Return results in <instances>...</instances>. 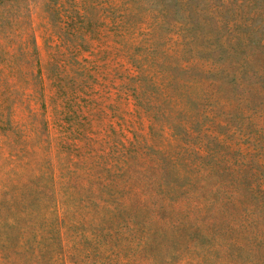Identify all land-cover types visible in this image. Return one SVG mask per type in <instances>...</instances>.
I'll return each mask as SVG.
<instances>
[{
  "label": "rangeland",
  "instance_id": "1",
  "mask_svg": "<svg viewBox=\"0 0 264 264\" xmlns=\"http://www.w3.org/2000/svg\"><path fill=\"white\" fill-rule=\"evenodd\" d=\"M0 264H264V0H0Z\"/></svg>",
  "mask_w": 264,
  "mask_h": 264
}]
</instances>
